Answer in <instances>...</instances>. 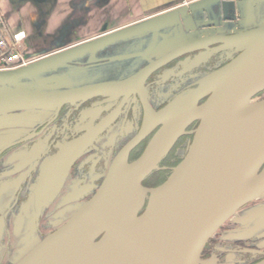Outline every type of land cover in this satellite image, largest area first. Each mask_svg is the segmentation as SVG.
<instances>
[{
    "label": "water",
    "instance_id": "95a60500",
    "mask_svg": "<svg viewBox=\"0 0 264 264\" xmlns=\"http://www.w3.org/2000/svg\"><path fill=\"white\" fill-rule=\"evenodd\" d=\"M215 0H203L156 17L154 28L186 19ZM172 34V32H170ZM159 43L156 56L207 50L214 44L238 54L203 76L193 90L162 110L144 99L145 119L139 133L117 156L93 197L55 231L36 244L17 264H201L209 240L238 210L264 194V24L232 34L205 35ZM218 49V48H216ZM215 48L213 51L216 50ZM60 53L25 67L0 71V155L12 146L38 113L56 110L95 96L145 92L143 84L160 62L133 77L65 89L64 77H41L51 68L79 56ZM37 79L38 88H17L22 79ZM199 121L183 160L159 186L143 181L194 122ZM143 153L134 161L130 151L155 128ZM18 129V130H17ZM53 161H50V165ZM46 169V168H45ZM36 199L43 202L41 186ZM148 203L138 215L119 222L132 203ZM50 202V201H47ZM254 264H264V258Z\"/></svg>",
    "mask_w": 264,
    "mask_h": 264
},
{
    "label": "flooded vegetation",
    "instance_id": "af4514ba",
    "mask_svg": "<svg viewBox=\"0 0 264 264\" xmlns=\"http://www.w3.org/2000/svg\"><path fill=\"white\" fill-rule=\"evenodd\" d=\"M83 10L93 11V9ZM206 10L207 13H209L208 6L203 11ZM126 11H128L129 14V10L127 9ZM153 11L154 10L150 12ZM187 14L190 15L194 13L189 11ZM65 18L62 27L58 29L55 35L49 38V47L51 48L55 44L63 45L64 47L58 53H79L80 57L88 55V58L85 60L87 61L90 59V61L85 65H81L84 66L85 69H96V67L103 64L102 62H104L106 58L110 64L119 65L120 67L125 65L127 67V65L131 63L139 65L144 62L145 64L132 74H129V70H126L120 72L123 74L122 76L119 73L116 76L104 79L102 78V73L98 71L93 74L91 80H87L88 82L76 84L74 74L72 75L69 72L59 70L62 67H64L65 70L72 67V60L66 61L58 68L41 76L43 78L48 76L64 77V82H62V84H64L65 87L61 88V90L78 88L90 84L126 80L133 77L151 63L160 62V65L144 82L143 88L145 92L142 95L138 92L117 96L101 95L74 104H65L61 107L58 114H56V110L43 111V113L39 112V121L31 123V125L26 128H20L23 130V133L19 134L20 136L16 138V141L22 140L27 136L31 137L26 141L12 146L0 155V214L3 213L4 209L3 214L6 217V225L0 229V253L4 247L10 249L16 247L12 244L14 243L12 240L17 239L16 229L13 223L14 220L12 222L9 218L21 215V211H24V205L30 202L32 198L31 195L37 197V192L41 188L36 190L37 192L34 195L31 193L33 187L36 189L40 186H53V190H56V192L57 188L60 187L59 191L54 194V200L57 198V201L64 200L65 202H73L76 200L87 202L103 184L117 156L142 128L145 119V98L154 110H162L177 97L193 90L197 82L203 76L227 64L238 54L236 48L223 49L221 48V44H214L207 50H197L182 55H170L167 53L160 57L156 56V54L159 53L157 47L159 43L164 40L163 35L170 34L166 42L178 37H185L186 42L200 37L190 36L189 31L183 32V25L186 19L182 17H180L181 22L172 23V25L165 27L166 29L163 28L164 30H160L162 28L158 27L149 30V32L141 31L139 33L136 32L134 34L124 35V37L119 40L113 39L114 36L108 35L107 33L92 34L89 36L80 35L76 32V27L82 24L85 25L86 23L82 22L78 25H72L70 22L71 19ZM140 21L141 20L133 22V25H139L138 23ZM204 22L206 23L207 19ZM156 24L157 23L151 24V26L154 27ZM141 25L140 23L139 26ZM130 26H132V24ZM143 27L147 29L146 25ZM122 29L123 28H119V30ZM133 30L138 31V27ZM153 30L157 31L154 32ZM229 30L225 33L215 32L208 35L232 34L238 32ZM170 32H172V34ZM109 33L112 34L111 32ZM145 36H149L150 43L145 50H137L135 52H128L120 55H110L112 51L123 50V48L130 46L132 41ZM143 46L145 45H141V47ZM49 47H44L38 51H47L50 49ZM214 48L218 49L213 51ZM49 56L50 55L45 58ZM40 75L41 74L31 77L32 81L39 79L38 77ZM80 78L82 79V75ZM38 83L39 82H37V88ZM26 89H29V86ZM159 90H165L170 92V94H167V96L164 94L161 95V93L158 92ZM198 124L199 121H196L187 128L186 133L179 138L172 150L160 162V169L165 168L169 170L171 174L172 169L183 160L194 138ZM158 129L159 127L155 128L130 151L128 157L130 162L136 160L143 153L149 140ZM1 132L2 131H0V137L3 136ZM174 150L176 156H174L172 161L167 162ZM51 160L53 162L50 165L49 163ZM157 170L159 171V168ZM150 175H152V173ZM148 177L143 181L144 186L156 187L160 185H148V181H146ZM256 201H258V199H256ZM263 203L264 202H258L256 205H263ZM247 205L236 212V214H239L241 217L234 218L235 214L227 221L229 226H236V222H239V220L245 221L246 218L250 217L252 219L253 214L240 213ZM59 212L64 213L63 220L69 217L71 213L69 209H63V207L57 211L54 210L55 214ZM249 212L252 213L251 211ZM53 217H55V215ZM1 222H3V220ZM254 222H256V220ZM263 223L264 211L258 216V221L254 224L256 229H252V232H255V230L259 228H263ZM46 230L47 232L45 233H51L48 227ZM239 233L241 232L239 231ZM256 236L259 237V235ZM262 244H264V239H261V243L259 242L258 245L257 243L255 245H248L246 243L242 248L245 247L246 249L255 246L253 249H258L260 250L259 252L262 253ZM263 258L264 256H259V258L253 260L252 264ZM12 261L13 259L7 255L4 256L2 253L0 254V264H14Z\"/></svg>",
    "mask_w": 264,
    "mask_h": 264
},
{
    "label": "rangeland",
    "instance_id": "374dc122",
    "mask_svg": "<svg viewBox=\"0 0 264 264\" xmlns=\"http://www.w3.org/2000/svg\"><path fill=\"white\" fill-rule=\"evenodd\" d=\"M239 9V8H238ZM174 11V10H171ZM171 11H137V10H129L128 11L124 9H93V11H84L82 9L80 10H59L56 14L60 25L55 28L52 32L48 33L46 29V25L44 20H41L40 22H37L35 25V29L37 31V35L35 34L32 39H27V41L22 45L20 48L21 53H23L24 58L26 61L29 62V64L35 63L40 60H45V57L50 55L49 57H54L56 55H59L60 50L64 47L63 45H53L51 48L49 47L50 44V37L52 35H55V33L62 27V23L64 21V18L71 19V24H79V23H86L85 25L82 24L80 26L76 27V32L80 35H92V34H103L107 33L108 35L114 36L113 39L119 40L124 37V35L134 34L136 32H149V30L153 29V26H151L152 21H155L156 17L160 15H165V13L171 12ZM239 13L235 14V18L231 19H222L219 17L218 9H208L206 11H198L194 14H190L186 21H184L183 25V32L189 31L190 36H204L208 34H213L215 32L218 33H225L227 30L234 31L235 29H243V28H253L257 27L259 25L264 24V0H255V3L251 5V12L250 15H244V13H241L239 10H237ZM51 13V11H49ZM53 12V11H52ZM162 12V13H161ZM63 13L64 17L62 19L61 14ZM241 14L242 16L240 17ZM251 14H253L251 16ZM53 16L54 14H51L48 18V24H51L53 22ZM209 16V17H208ZM161 17V16H160ZM65 18V19H66ZM207 19V22L204 21ZM141 20L138 24L139 25H133V22ZM36 21V20H35ZM46 21V20H45ZM132 26H130L131 24ZM144 23V24H143ZM109 24V25H108ZM127 24H130L129 26H126ZM108 25V26H107ZM144 25L147 26V29H144ZM246 26V27H245ZM138 27L137 30H133L134 28ZM119 28H123L122 30H119ZM166 29V28H164ZM163 28L160 30H164ZM116 30V31H115ZM159 30V29H158ZM229 30V31H230ZM156 32L155 30H153ZM111 32L112 34H110ZM49 42H48V41ZM157 40V39H155ZM47 41V42H46ZM149 36H145L143 38H138L130 43V46H127L123 48V50L120 51H112L110 55H120L128 52H135L137 50H145L149 46ZM134 45V46H133ZM139 45V47H138ZM141 45H145L141 47ZM61 46V47H60ZM50 48L47 51H38L42 48ZM44 50V49H43ZM51 52V53H49ZM56 53V54H55ZM109 55V56H110ZM84 57L77 56L75 58H72L73 64H71L70 69H66L62 67L59 69L60 71H66L70 74H74L75 82L76 84L86 83L87 80H91L92 76L96 72L102 73V78L112 77L116 76L120 72L129 70V74H132L139 68H142V66L145 64H128L127 67L125 66H119V65H113L110 64L106 59L103 64H101L99 67H96V69H85L84 66L87 64L89 60H85L88 58L86 55H83ZM48 57V58H49ZM108 57V56H107ZM71 62V63H72ZM75 65V66H74ZM59 67V66H58ZM57 67V68H58ZM120 68V69H119ZM54 68L49 69L48 71H52ZM48 73V72H47ZM121 76L123 75L120 73ZM137 74V73H136ZM135 74V75H136ZM82 75V79L80 78ZM32 90L37 89V79L32 81V79L27 80L24 79L22 81H19L17 83V88H28ZM159 93L164 94L167 96V94H170V92H167L165 90H159ZM264 97V96H263ZM165 98V97H164ZM178 98V97H177ZM157 99V98H153ZM155 101V100H154ZM160 101V100H159ZM176 156L175 150L172 153V155L169 157V160L167 162L172 161V159ZM166 169L162 168L159 171L164 172ZM158 171V170H157ZM152 178L149 180L148 184L151 182ZM151 186V185H150ZM41 187V186H40ZM40 187H33L31 190L32 194H36V190H38ZM95 194V193H94ZM33 198V202H27L23 209L24 213L21 211V215L15 216L14 218H9L13 222L14 220V226L16 229V240H12L16 247L10 249L5 248L2 249L1 253L4 256H8L13 259V263H18V261L23 258L36 244H38L43 238H45L48 233L46 228H49V232H52L56 230L58 227H60L62 224H64L68 218L83 204L84 201H73V202H65L64 200L57 201V198L54 200L45 199L43 202L39 203V199H36L33 195H31ZM148 197L145 199V202L142 203V206L139 211L143 210L148 203ZM261 197V196H260ZM258 198V201H254L250 204H248L244 210H241V214H253L252 219L246 218L245 221L239 220V222H236L235 225L229 226V223L227 222L224 224V227L222 226L217 233L211 238V242L209 245H207V248L205 247V252L202 259V264H252L253 260L256 258H259V256H264V244L261 246V250L263 251L260 253L258 249H253L254 247H248L245 249L242 248V246H245L247 243L248 245H255L260 242L261 239H264V227L259 228L255 230V232H252V229H256L254 224L258 221V216L264 211V203L263 205H256L258 202H264V194L261 198ZM39 201V202H38ZM50 201V202H47ZM255 203V204H253ZM69 205V206H67ZM63 207V209H69L70 215L66 219L63 220L64 213L59 212L58 214L54 213V210H59ZM67 207V208H66ZM251 211L252 213H250ZM4 213V209H3ZM0 214V229L1 227H4L6 224V217L4 214ZM55 215V217H53ZM255 215V216H254ZM250 216V215H249ZM241 217L239 214H236L234 218ZM59 220H58V219ZM255 218V219H254ZM3 220V222H1ZM56 220V221H55ZM62 220V221H60ZM256 220V222H254ZM50 221V223H49ZM264 224V223H263ZM226 225V226H225ZM228 225V226H227ZM40 226V227H39ZM47 226V227H43ZM45 231H44V230ZM226 229V230H225ZM228 229V231H227ZM239 231L241 233H239ZM31 232V233H30ZM256 235H259L257 237ZM240 244V245H238ZM236 251V253H235ZM0 253V254H1ZM9 263V262H8Z\"/></svg>",
    "mask_w": 264,
    "mask_h": 264
},
{
    "label": "crops",
    "instance_id": "0c3cea01",
    "mask_svg": "<svg viewBox=\"0 0 264 264\" xmlns=\"http://www.w3.org/2000/svg\"><path fill=\"white\" fill-rule=\"evenodd\" d=\"M200 1L203 0H0V12L10 34L14 30L22 29L26 32L27 39L30 40L35 34L37 35L35 29L37 22L45 19L46 21L44 20V22L48 33L60 25V21L56 15L59 10L115 8L146 12L152 10L171 11ZM253 3H255V0H215L213 4L208 6V9L217 8V15L219 17L232 20L235 18V14L239 13L237 10L244 13V15H250ZM51 14H54L53 22L48 24V18ZM239 15L240 17L242 16L241 14ZM61 16L63 19V13ZM235 31H241V29H235ZM59 188H57V192ZM57 192L53 188L49 192L44 191V198L47 197V199L52 200L55 197L54 194ZM30 201L33 202V198Z\"/></svg>",
    "mask_w": 264,
    "mask_h": 264
},
{
    "label": "built area",
    "instance_id": "2783aa9c",
    "mask_svg": "<svg viewBox=\"0 0 264 264\" xmlns=\"http://www.w3.org/2000/svg\"><path fill=\"white\" fill-rule=\"evenodd\" d=\"M27 34L24 30L8 32L0 12V71H11L29 64L20 48L25 43Z\"/></svg>",
    "mask_w": 264,
    "mask_h": 264
},
{
    "label": "trees",
    "instance_id": "16d2710c",
    "mask_svg": "<svg viewBox=\"0 0 264 264\" xmlns=\"http://www.w3.org/2000/svg\"><path fill=\"white\" fill-rule=\"evenodd\" d=\"M264 91L261 92L260 94H258L254 99H264ZM170 174V171L169 170H165L164 172H161V171H157L155 170L152 175H150L148 177V179L146 181L149 182V180L152 178L151 182L148 184V185H158V184H161L163 183L168 175ZM211 242V239L209 240V242L207 243V245H209V243ZM207 245H206V248H207ZM204 252H205V249H204ZM204 252L202 254V258H203V255H204Z\"/></svg>",
    "mask_w": 264,
    "mask_h": 264
},
{
    "label": "bare ground",
    "instance_id": "6f19581e",
    "mask_svg": "<svg viewBox=\"0 0 264 264\" xmlns=\"http://www.w3.org/2000/svg\"><path fill=\"white\" fill-rule=\"evenodd\" d=\"M232 47H240L242 45H245L244 42H235V43H231L230 44ZM143 201H136L134 203H132V205L130 206V208L125 211L124 214L121 215V217L119 218V222L127 219L128 217H132V216H136L138 215V213L140 212V208L142 206ZM145 207V206H144Z\"/></svg>",
    "mask_w": 264,
    "mask_h": 264
}]
</instances>
